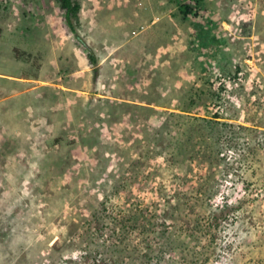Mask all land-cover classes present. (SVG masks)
<instances>
[{"label": "rangeland", "instance_id": "1", "mask_svg": "<svg viewBox=\"0 0 264 264\" xmlns=\"http://www.w3.org/2000/svg\"><path fill=\"white\" fill-rule=\"evenodd\" d=\"M78 1L117 18L71 32L58 0H0V72L51 77L54 38L59 81L82 90L5 87L0 264H264V0H202L197 17ZM124 29L138 53L100 70Z\"/></svg>", "mask_w": 264, "mask_h": 264}, {"label": "crops", "instance_id": "2", "mask_svg": "<svg viewBox=\"0 0 264 264\" xmlns=\"http://www.w3.org/2000/svg\"><path fill=\"white\" fill-rule=\"evenodd\" d=\"M103 8L106 9V10L114 9L116 11V13H114V15H115L114 17H116V14L119 12L118 7H113L112 5H108V3L104 4V5H102V4L100 5V4L96 3V4H94L92 6V8L88 9V11L84 12V10L81 8V11L79 13L80 22H83L84 24H86V23H88V24L94 23L92 25L93 26L92 29H96L97 26H98L97 23L100 22L99 16H100V13L102 14L101 10ZM133 13H135V14L134 15L131 14V16H129V18L127 20L124 19V21L121 20L120 17H118L120 19L119 20L120 22L118 24H114L115 23L114 22L115 21L114 17L110 18L111 27H117L120 24H123V26L121 27L122 30H123L124 25L125 26L127 24L131 25V23L134 24L135 23L134 19L135 18L139 19V13L140 12L139 11H135ZM148 14H149V12H147V15ZM150 14L152 15V18H153V15H154L153 10H150ZM112 16L113 15H111V17ZM144 17H145V15H144ZM143 20L145 21V18ZM125 21H126V24H125ZM68 28H69V26H68ZM130 31L126 32L125 29H124L123 33L119 34L116 37V40H117V38L122 36V40L117 41V42H116V40H114V38H104V40L107 42V44L105 46L106 50L104 52H101V50L100 51H96L98 53V55H99L98 56L99 57L98 58V61H99L98 62L99 63L98 68L100 70L107 69L106 63L109 61L110 64H111L113 62L112 60L117 59L119 54L122 55V51H124V50H126V53L123 54V55H126V54L129 55L130 53H132V56H133V55H136L138 53V49H135V48L132 47V43L135 42L134 39H133V37L135 36V32H134V34H132V33H130ZM50 41H52V42H50L52 44V48L50 49V52L48 53L49 54V56L47 57L48 58V63L52 67L53 70H54V68L56 69L55 72L51 73V77L45 78V77L37 76L35 73H33V75H23L22 76V75H17V74L0 72V94L2 93V95H4L2 98H0V111H5L6 109L10 110V108H8L7 106H4L2 103H3L4 99H5V97L8 96V94L5 93V91L7 90L5 87L11 86V85H16V86L19 87L17 90H15V92H12L11 95L21 94V93H26L27 94V92L33 90L34 88H38L39 86L40 87L44 86L43 83H47V84H45V86H54L55 88H57L59 90H67V91H71V92H79V91L82 92V90L77 88L76 86L65 85V84H62L61 81H59L62 78V75L58 71L59 65H58V62H57L59 60V55L58 54L60 52V50L58 48L59 45L55 43L54 38L50 39ZM137 44L138 43H136V45ZM83 46L82 45H78V44H74L73 45L72 53H73V58H74V61H75V65L72 68V70L66 72V75H65L66 76L65 79L73 77V79L70 80V81H73L74 83L77 82L75 78L77 76L81 75V74L77 75L76 73H78V72L86 73L89 70L88 69V66H89V61L88 60L89 59H88V57H86L84 55V53L81 50V48ZM127 47H129V48H127ZM147 47H148V45H147ZM95 50H99V49L97 48ZM147 52L151 54L154 51H147ZM13 58L15 60H17V61L20 59L19 57L16 58L14 56H13ZM122 59H124V58H122ZM9 60L12 61V57H9ZM93 60H95V57L93 58ZM39 61H41V60H39ZM85 65H86V67H85ZM40 67H42V65ZM109 68H110V66H109ZM117 72H119V71L117 70ZM53 79H55V80H53ZM49 80H50V83H48Z\"/></svg>", "mask_w": 264, "mask_h": 264}, {"label": "trees", "instance_id": "3", "mask_svg": "<svg viewBox=\"0 0 264 264\" xmlns=\"http://www.w3.org/2000/svg\"><path fill=\"white\" fill-rule=\"evenodd\" d=\"M200 1L202 0H176L179 11L184 17H197L201 9V7L197 5ZM58 2L61 9L65 12V18L69 29L75 32L76 24H80L79 13L82 8L81 3L78 0H58ZM90 58L93 60L92 55H90ZM212 117L217 118L219 116L217 113H213ZM164 232L166 233L167 231ZM168 238H173V236H169ZM196 260L197 259H194V262Z\"/></svg>", "mask_w": 264, "mask_h": 264}]
</instances>
